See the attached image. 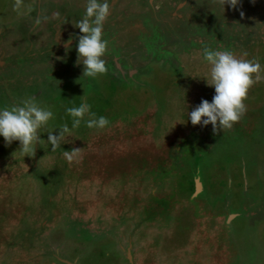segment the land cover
<instances>
[{
  "label": "rangeland",
  "instance_id": "1",
  "mask_svg": "<svg viewBox=\"0 0 264 264\" xmlns=\"http://www.w3.org/2000/svg\"><path fill=\"white\" fill-rule=\"evenodd\" d=\"M109 4L93 78L76 53L86 0H0V107L53 113L33 153L0 137V264H264V0ZM204 47L261 65L215 133L186 116L214 94ZM82 101L105 128L71 127Z\"/></svg>",
  "mask_w": 264,
  "mask_h": 264
},
{
  "label": "clouds",
  "instance_id": "2",
  "mask_svg": "<svg viewBox=\"0 0 264 264\" xmlns=\"http://www.w3.org/2000/svg\"><path fill=\"white\" fill-rule=\"evenodd\" d=\"M239 0H220L222 5L235 7ZM109 0H86L84 14L76 22L75 27L82 35L77 37V63L83 65L84 77H96L106 71L105 60L102 58L106 49V41L102 39V28L109 15ZM243 16V12L240 13ZM73 37L64 41L65 47ZM203 58L208 63L206 77L208 86L214 89L211 101L201 99L191 111H187V120L193 125L206 126L211 124L215 133L217 127L222 131L230 129L244 112L243 100L248 88L253 84L261 65L248 59L237 58L231 51L203 48ZM65 112L73 117L71 127L74 129L83 118L89 129H103L108 125L104 116H96L89 112L88 104L82 101L78 106L66 107ZM53 113L46 107L38 106L31 98L23 99L19 105L0 107V137L6 143L19 141V152L22 156L33 153L35 145L40 142L38 130L45 126ZM86 117V118H85ZM58 135L47 133V142L55 151L61 137L69 132L67 125H62ZM80 149L63 150V156L72 160ZM28 156V155H27Z\"/></svg>",
  "mask_w": 264,
  "mask_h": 264
},
{
  "label": "flooded vegetation",
  "instance_id": "3",
  "mask_svg": "<svg viewBox=\"0 0 264 264\" xmlns=\"http://www.w3.org/2000/svg\"><path fill=\"white\" fill-rule=\"evenodd\" d=\"M150 11L152 12V9Z\"/></svg>",
  "mask_w": 264,
  "mask_h": 264
}]
</instances>
